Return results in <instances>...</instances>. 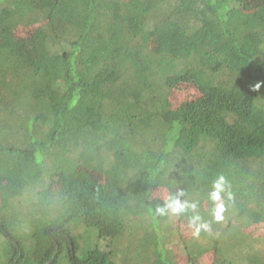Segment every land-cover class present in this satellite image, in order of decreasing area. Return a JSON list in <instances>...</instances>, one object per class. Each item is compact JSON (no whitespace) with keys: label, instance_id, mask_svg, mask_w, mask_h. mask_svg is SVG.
Listing matches in <instances>:
<instances>
[{"label":"trees","instance_id":"16d2710c","mask_svg":"<svg viewBox=\"0 0 264 264\" xmlns=\"http://www.w3.org/2000/svg\"><path fill=\"white\" fill-rule=\"evenodd\" d=\"M182 83L199 96L174 100ZM181 192L194 209L156 211ZM252 225L264 1L0 0V264H264Z\"/></svg>","mask_w":264,"mask_h":264},{"label":"clouds","instance_id":"9594fccd","mask_svg":"<svg viewBox=\"0 0 264 264\" xmlns=\"http://www.w3.org/2000/svg\"><path fill=\"white\" fill-rule=\"evenodd\" d=\"M259 86V84L255 85L256 88ZM181 195H183L182 192L175 196L168 197L165 200L164 206L157 208L156 211L160 215H166L170 210L172 215H179L180 213L185 212L189 207L193 209L196 207L194 203L189 204L188 201H181L179 198ZM225 197L231 199V193L227 190L226 178L221 175L212 181V187L209 193V198L214 204V207L212 208V216L215 221H222L224 219L223 213L226 210ZM189 224L194 229L193 234L197 236L202 229H209V223L202 220L199 215H194L190 219Z\"/></svg>","mask_w":264,"mask_h":264},{"label":"rangeland","instance_id":"374dc122","mask_svg":"<svg viewBox=\"0 0 264 264\" xmlns=\"http://www.w3.org/2000/svg\"><path fill=\"white\" fill-rule=\"evenodd\" d=\"M249 1H250V5L252 7H254V6L262 3L264 0H249ZM199 94H200V92L195 85L188 84V83H182L173 91L172 96H173L174 100H181L183 98L193 99V98H196L197 96H199ZM25 211L26 210L23 208V212H25ZM20 215H21V213H20ZM19 217H21V216H18L16 218L15 224L19 223ZM182 223H183L181 225L182 231L185 232V234L189 235L193 230V228L189 224V221L184 220ZM246 234L248 235L249 238H258L259 236H261V234H264V228H261L260 226H256V225L253 226L252 225V226L247 228ZM73 236H75V239L78 242H80L84 238V231H82L80 229H78V230L75 229L73 232ZM23 237H25V236H23ZM85 243L88 244L86 241H85ZM204 243H205V241L202 242L201 244H204ZM174 249H175L176 257H180L181 258L180 261L183 262L184 260H183L182 254L185 253V250H183V246H181V244H178V245L174 246ZM66 263H67V261L64 260L63 258H58V264H66Z\"/></svg>","mask_w":264,"mask_h":264}]
</instances>
